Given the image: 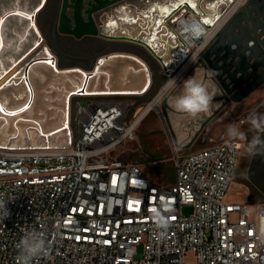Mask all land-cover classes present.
Returning <instances> with one entry per match:
<instances>
[{"label": "built area", "instance_id": "obj_1", "mask_svg": "<svg viewBox=\"0 0 264 264\" xmlns=\"http://www.w3.org/2000/svg\"><path fill=\"white\" fill-rule=\"evenodd\" d=\"M184 25L203 27L190 11L171 25L189 55L166 83H178L209 40L191 45ZM133 105L92 97L69 115L66 144L0 146V204L8 212L4 217L0 209V264H21L16 245L32 231L47 251L30 264H264V202L226 200L241 143L221 134L193 151L174 147V181L160 184L140 166L112 157L137 139L136 128L150 112L138 120L145 108L133 117ZM156 213L166 228L157 226Z\"/></svg>", "mask_w": 264, "mask_h": 264}, {"label": "bare ground", "instance_id": "obj_2", "mask_svg": "<svg viewBox=\"0 0 264 264\" xmlns=\"http://www.w3.org/2000/svg\"><path fill=\"white\" fill-rule=\"evenodd\" d=\"M26 1L28 2L27 4L25 3ZM43 1L0 0V7L1 4L10 5L15 2V6L0 12V146L3 147L7 145L14 148L27 146L60 147L66 144L70 137V99L74 95H79L77 91L81 88H83L81 89L82 95L133 96L143 92L150 83L146 62L140 56L130 52H114L105 59L100 58L99 63L91 69L93 76L88 79L85 85L83 76L75 72L79 71L85 74L84 69L77 66L61 68L56 63L51 67V53L43 41L38 42L37 38L40 35V31L37 25H35L36 29L33 28L30 21H24L21 16H12L4 21L1 19L3 14L10 11L29 15ZM223 1L171 0L167 3H161L154 0L155 3L142 6L139 0H134L131 3L134 9L133 13L129 14L125 10L118 15L119 18L128 21V25H119L114 20L115 16L112 14V7L108 11L95 14L94 19L98 26L101 27L100 29L108 34L118 35L119 31H123L125 36L141 38L147 41L157 53L162 55L163 60H167V63L173 68L175 56L179 59H182L183 56L176 52L175 46L169 39L170 35L168 32L170 29L167 27V19L169 22H171V19L178 21L186 11L185 3L192 6L197 11L196 14L194 12L192 14L197 17L199 23L203 25V22H205L212 27L209 30H206L204 25L201 29L197 28L200 31V35L195 36L193 34L194 29L191 31L184 25L182 27L183 34L187 33L184 37H188L187 41L191 45L201 41L204 43L212 37L226 18L246 2V0H237L235 4L229 7L225 15H221L223 10L228 7L222 4ZM11 18H16L23 24L26 22L24 33L18 36L16 44L17 49L23 43L22 47L17 52L11 48L13 50L11 54H14V56L8 55L7 48L9 43L3 37L4 26L8 20L11 21ZM201 18L203 19L202 21ZM164 20L166 21L164 22ZM113 25H117V31L113 29ZM7 27L9 28L10 25H7ZM12 33L10 31L8 35H12ZM30 33H32L31 36H29ZM165 35L167 36L165 37ZM172 53L174 57H171ZM40 58L47 59V63H35L28 70L29 96L22 69L31 59ZM112 58L117 60L109 62ZM195 76L197 79H201V76L197 74ZM168 89L169 84H166L160 95L143 110L138 120L151 109L159 108L160 96L166 93ZM181 90L182 86L178 87L176 91L174 89L170 96L171 105L175 101V98L172 99V97H176ZM170 116L172 121L178 120L175 128L180 130L184 118L178 119L171 113ZM183 135L184 133L179 138Z\"/></svg>", "mask_w": 264, "mask_h": 264}, {"label": "water", "instance_id": "obj_3", "mask_svg": "<svg viewBox=\"0 0 264 264\" xmlns=\"http://www.w3.org/2000/svg\"><path fill=\"white\" fill-rule=\"evenodd\" d=\"M133 1L134 0H58L55 20L52 27L53 39L55 40L57 35L68 36L77 40L91 37L108 42L126 43L138 46L144 49L156 61L166 79L172 77L176 72L180 73L185 66L183 63L186 62L189 49L186 48L183 41L180 40L173 31L171 25L174 23V19H171V22H169V20L165 18L167 19V27L170 29L168 32L170 38H168L175 46L174 49L176 52L183 57L179 59L175 56L173 68L167 63V60H163L162 55L157 53L147 41L141 38L125 36L123 31H119L118 35H113L112 33L108 34L106 31L101 30V27L96 23L94 15L102 11H108V9L112 7V14L115 16L114 20H116L119 25H128L129 22L119 18L118 15L121 14V11L123 12L125 10L129 14L133 13L134 9L131 5ZM168 1L171 0H156V2L161 3H167ZM139 2L142 6L155 3L154 0H139ZM45 3L46 0L39 3L29 15L10 11L3 14L1 19L4 21L12 16H21L24 21L29 20L32 27L35 28L36 16L44 7ZM185 4L184 7L186 11L197 13L192 6L187 3ZM222 4L228 6L221 14L225 15L229 7L235 4V0H224ZM184 11L183 8V12ZM202 20L201 18V21ZM165 21L166 20H164V22ZM203 25L206 30L212 27L205 22H203ZM113 29L117 31V25H113ZM166 36L167 35H165V37ZM37 39L38 42L43 41L41 34ZM114 52L116 53L118 51ZM114 52L103 54L100 58L105 59ZM50 53V66L53 67L55 63L57 64V52L51 48ZM173 55L172 53L171 57H174ZM99 59L96 61L95 65L99 63ZM35 63H47V59H31L22 69L25 86L28 89L29 96L30 88L27 83L28 70ZM146 64L148 66L147 72L149 73L150 83L143 92L133 96L143 95L153 85V71L150 69L147 62ZM208 70H212L211 73H209ZM192 71L198 76H201V79L204 81L211 79L212 83L219 89V93L214 96L213 103L219 102L220 104L218 107L212 109L210 114L207 112L191 116L178 112L170 104L169 96H165L162 99L161 109H158V112L161 121L165 122L170 142L177 149H184L190 146L195 137L200 134L207 124L211 122L225 106L231 103H239L264 84V0H247L240 9L238 8L226 18L208 40L206 46L197 54L195 61L188 68L186 74H184L178 82L187 77ZM75 72L83 76L84 85L87 83L88 79L93 76L91 70L85 71V74L79 71ZM165 86L166 85H164V87ZM164 87L162 89H164ZM81 89L77 91L79 94L78 96H87L82 95ZM162 89L156 94V97L160 95ZM170 113L178 114V119L181 117L184 118L181 128L187 126L194 129V135L187 144L179 146V134L175 131ZM262 120L263 119L256 120L253 124L259 123Z\"/></svg>", "mask_w": 264, "mask_h": 264}, {"label": "rangeland", "instance_id": "obj_4", "mask_svg": "<svg viewBox=\"0 0 264 264\" xmlns=\"http://www.w3.org/2000/svg\"><path fill=\"white\" fill-rule=\"evenodd\" d=\"M24 0H22L23 2ZM28 3L27 1L25 2ZM22 4V3H21ZM20 4V5H21ZM19 5V4H18ZM32 5V4H31ZM12 6H15V2L10 5L1 4L0 12L8 10ZM56 14V3L46 5L36 16V25L40 31L41 36L44 39L45 46L51 49L50 43H52V27L54 17ZM7 23V24H6ZM4 26V39L9 43L8 55L13 50L17 52L22 44L17 49V38L24 33L26 22L23 24L16 18H11V21H7ZM7 25H10L8 28ZM15 25V26H14ZM17 26V27H16ZM12 31V35L8 33ZM28 33V32H27ZM14 34V35H13ZM30 33L29 36H31ZM64 37L62 35H57ZM66 40V37H64ZM67 42L63 43L65 48H62L60 53H57L56 59L57 64L61 68L80 67L85 71H90L96 61L102 57L103 54L118 51V52H130L140 56L146 61L150 69L153 71L154 78V67L159 68L156 61L142 48L126 43L108 42L100 40L98 38L85 37L82 39H74L67 37ZM28 39V37H27ZM26 39V40H27ZM13 48V50H11ZM10 56V57H11ZM117 59L109 60V62L116 61ZM167 79L165 80V82ZM165 82L160 87V90L164 87ZM154 84V80H153ZM136 87V86H134ZM177 89H175L176 91ZM159 92L156 86L151 88L143 95L131 96V95H105L109 98H121L130 100L133 105V117H135L139 111L146 108L148 104L153 100L156 94ZM173 89H169L164 93L159 101V110L161 109V101L165 96H171ZM99 95H87L78 96L74 95L70 99L69 115L73 116L74 110L78 104H84L92 97ZM175 97H172L174 99ZM261 105V106H260ZM174 107V105H172ZM175 108V107H174ZM158 109H151L150 112L140 121L136 128L137 139L135 141H127L115 152L112 157L121 159L127 163L136 164L140 166L144 175L155 182L160 184H172L174 181V168H173V149H171L169 142V133L167 131L165 122L161 121ZM251 114V117L245 122L244 125L238 124L236 129L240 135L230 136L228 134V128L230 124L237 120L238 117ZM178 117V114H173ZM259 116H264V103L258 106H250L247 110L230 115V117L221 125V127L214 129L213 131L206 133L202 132L196 139L195 149L206 147L210 144V139H216L221 134H225L227 138H232L241 143V156L240 162L235 176V180L230 186V190L227 193L226 200L231 202H247L245 201V192L249 194L248 203L258 201L264 202V121L253 124V121L258 120ZM176 121H172L175 127ZM180 122V121H179ZM189 127L185 126L184 129ZM166 131V134L163 132ZM187 134L185 133L184 136ZM256 139L259 143L256 144L255 148H250L252 141ZM204 140V141H202ZM189 141V139L185 140ZM4 143V142H3ZM28 147V146H27ZM42 147V146H41ZM189 152L190 150H186ZM242 183V184H241ZM245 191V192H244ZM247 200V198H246ZM192 211L191 207H185L183 209L184 214H190ZM190 259H193L190 257Z\"/></svg>", "mask_w": 264, "mask_h": 264}, {"label": "clouds", "instance_id": "obj_5", "mask_svg": "<svg viewBox=\"0 0 264 264\" xmlns=\"http://www.w3.org/2000/svg\"><path fill=\"white\" fill-rule=\"evenodd\" d=\"M195 36L200 35L198 29H194ZM203 71V70H202ZM212 70H208L211 73ZM170 89H175L177 82L172 79L168 82ZM219 93V89L212 83L211 79L204 81L196 78L195 74L183 81L181 92L175 97L174 107L178 112L185 113L191 116H196L200 113H207L212 106L214 96ZM255 123V121H253ZM230 136L240 135L236 127L230 126L228 128ZM258 140L254 139L250 148H255ZM0 209H3L4 217L8 215L7 210L3 204H0ZM157 226L160 228L167 227L166 219L159 213L154 216ZM19 250V259L21 264H30L31 260L41 254H45L46 243L42 236L34 231L27 232L16 245Z\"/></svg>", "mask_w": 264, "mask_h": 264}, {"label": "crops", "instance_id": "obj_6", "mask_svg": "<svg viewBox=\"0 0 264 264\" xmlns=\"http://www.w3.org/2000/svg\"><path fill=\"white\" fill-rule=\"evenodd\" d=\"M242 24H244V23H242ZM154 68H155V70H154V84L153 85H154V87L156 86L157 90L160 91V87L163 85V83L165 82L166 78L164 77L163 73L161 72V70L159 68H157V67H154ZM187 71H188V69H186L183 72V74L184 73L186 74ZM194 73L195 72L192 71L191 73H189V75L187 77L183 78L180 82H178L177 86H176V89L178 87L182 86L183 85V81L185 79H187L188 77H191ZM200 80H202V79H200ZM261 103H264V84L260 88H258L256 91H254L252 94H250L248 97H246L245 99L240 101L239 103H231V104L225 106L217 114V116L211 122H209L207 124V126L200 133H202V132L209 133V132L213 131L214 129H217V128L221 127V125L230 117V115H233L235 113L241 112L242 110H247L250 106H253V105L258 106ZM219 104H220L219 102L212 103V106L210 107V110L208 111V114H210L212 109L218 107ZM261 119H263L262 121H264V117H261ZM261 119H259V120H261ZM175 131H177L176 133L179 134V136L182 133L188 134L186 136L183 135L181 138H179V136H178L179 146L187 144L189 141H185V140H187V139L190 140L192 138V136L194 135V129L192 127H189L188 129L181 128L180 130H177L175 128ZM261 131H264V129L261 130ZM163 132L166 134V131L164 129H163ZM197 137H195V139L193 140V142H192V144L190 146H188L187 148H184V149H180V150H182L183 153L187 152L186 150H190V151L195 150V142H196ZM210 140H213V139H210ZM169 145H170L171 149H173L175 147V146H173V144L171 142H169ZM245 197L247 198V200L245 198V201L248 202V197H249L248 192L247 193L245 192ZM256 203H260V202H258V201L251 202V204H256Z\"/></svg>", "mask_w": 264, "mask_h": 264}, {"label": "flooded vegetation", "instance_id": "obj_7", "mask_svg": "<svg viewBox=\"0 0 264 264\" xmlns=\"http://www.w3.org/2000/svg\"><path fill=\"white\" fill-rule=\"evenodd\" d=\"M57 1L58 0H46V3H45V5H44V7L46 6V5H49V4H51V3H56V10H57ZM43 7V8H44ZM42 8V9H43ZM54 20H55V17H54ZM54 23V22H53ZM64 37H66V40H65V38ZM63 38L62 37H59V36H56V39L54 40L53 39V36L51 35V38H52V43H50V45H51V48L52 49H54L57 53H60L61 51H62V48L64 49L65 48V46L63 45V43H65V42H67V37L68 36H64ZM43 41H44V39H43ZM63 42V43H62ZM73 97V96H72ZM69 109H70V103H69ZM261 117H264V116H259L258 117V120L259 119H261Z\"/></svg>", "mask_w": 264, "mask_h": 264}, {"label": "trees", "instance_id": "obj_8", "mask_svg": "<svg viewBox=\"0 0 264 264\" xmlns=\"http://www.w3.org/2000/svg\"><path fill=\"white\" fill-rule=\"evenodd\" d=\"M155 70V69H154Z\"/></svg>", "mask_w": 264, "mask_h": 264}]
</instances>
